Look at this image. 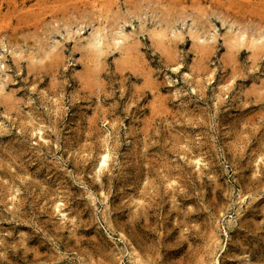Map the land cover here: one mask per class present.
I'll use <instances>...</instances> for the list:
<instances>
[{"label": "rangeland", "instance_id": "obj_1", "mask_svg": "<svg viewBox=\"0 0 264 264\" xmlns=\"http://www.w3.org/2000/svg\"><path fill=\"white\" fill-rule=\"evenodd\" d=\"M124 21L126 54L80 42ZM232 25L264 0H0V264H264V39Z\"/></svg>", "mask_w": 264, "mask_h": 264}, {"label": "bare ground", "instance_id": "obj_2", "mask_svg": "<svg viewBox=\"0 0 264 264\" xmlns=\"http://www.w3.org/2000/svg\"><path fill=\"white\" fill-rule=\"evenodd\" d=\"M104 24H99L98 26L93 27L88 32V34H85V31L82 30L84 28V26L82 24L79 28H77L75 30V32L78 34H81V33L85 34L84 36L81 37L80 42L87 49L93 50L98 55L104 54V52H106L107 49L110 48L111 46H113L114 48H116L117 50H119L121 52L127 51L130 48V44H131L133 37H134V34H133L134 31H128L126 29V25L128 24V22L124 21L123 24H121L120 26L118 25V27L115 28L111 34H109L106 31L107 27ZM131 26L133 27L134 25L131 24ZM228 30L230 32H228L229 34H227L226 39L230 44L243 43L245 41H250L254 46H256L255 45L256 43H258L264 39V35H262L260 33H259L260 35L254 36V35H249L247 32H245L243 30L233 32V25L231 27H229ZM153 31H154L155 37H162L165 39H167L170 35L177 36L178 34L183 33L181 31V29H178V28L177 29H171L170 32H167V31H164V32L160 31L159 32L156 30H153ZM189 31L191 32V36H192V39L194 42H197V43L202 42V45L203 44L205 45L209 41L208 37H206V35L196 34L192 30V28ZM67 33L70 34V32H67ZM59 44H60V41L56 40L54 42V44L52 45V47L56 49L59 46ZM126 53L127 52H125V54ZM32 58L37 59L38 57L34 55ZM110 154H111L110 150H106V152H104L102 154L100 160L98 161V165H97L98 175H101V173L105 169L106 164L110 158ZM239 199H240L239 205L245 203V201H246V197L244 195H242ZM230 222L233 225H236L237 219H230ZM221 248L225 251L227 249V246L221 245ZM134 255H136V254H134ZM134 260H135L136 264H142L141 263L142 261H140V259L138 257H134ZM218 262L219 261H218L217 256H214V258L212 259V261L209 264H217Z\"/></svg>", "mask_w": 264, "mask_h": 264}]
</instances>
